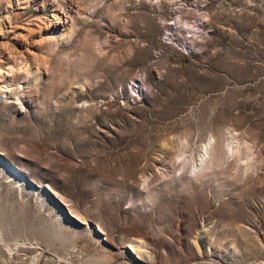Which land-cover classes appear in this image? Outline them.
<instances>
[{
    "label": "rangeland",
    "instance_id": "374dc122",
    "mask_svg": "<svg viewBox=\"0 0 264 264\" xmlns=\"http://www.w3.org/2000/svg\"><path fill=\"white\" fill-rule=\"evenodd\" d=\"M0 264H264V0H0Z\"/></svg>",
    "mask_w": 264,
    "mask_h": 264
},
{
    "label": "bare ground",
    "instance_id": "6f19581e",
    "mask_svg": "<svg viewBox=\"0 0 264 264\" xmlns=\"http://www.w3.org/2000/svg\"><path fill=\"white\" fill-rule=\"evenodd\" d=\"M45 3V2H44ZM53 5L55 6V7H57L56 8V10L54 9L53 10V13H52V15H51V19H50V21H49V25H52V24H57V25H59V24H64V20H63V18L61 17V15H60V13L62 12V8H61V6L57 3V1H53ZM19 89V88H18ZM9 91L10 92H12V90H7V91H2L4 94H7V93H9ZM18 92V91H17ZM218 140V139H217ZM212 141H214L213 139H212ZM232 141V140H231ZM225 142V141H224ZM213 143V142H212ZM221 143H223V142H221ZM220 143V144H221ZM235 144V143H234ZM223 145H224V143H223ZM214 147V146H213ZM232 148L233 149V146H232V143L231 142H229V144L227 145V148H228V153H229V148ZM184 149V148H183ZM182 149V150H183ZM210 149V150H209ZM214 149V148H213ZM223 150V149H222ZM213 151V150H212ZM205 160H203V161H206V160H208L210 157H212V155H211V147H209V148H207V149H205ZM215 155V154H214ZM218 155V154H217ZM229 155H230V153H229ZM230 157V156H229ZM214 158V157H213ZM210 160V159H209ZM225 160V159H224ZM229 161V160H228ZM232 161V160H231ZM230 161V162H231ZM208 162H210V161H208ZM207 162V163H208ZM217 162H218V160H217ZM220 162H221V160H220ZM212 163V162H211ZM215 163V162H214ZM213 163V164H214ZM258 163V162H257ZM184 164V163H183ZM201 164V163H200ZM259 164H260V162H259ZM185 165H186V163H185ZM184 165V166H185ZM203 165H206V164H203ZM210 165H212V164H210ZM215 165V164H214ZM257 165V164H256ZM260 166V165H259ZM211 167V166H210ZM198 169H199V171L197 172V174L195 175V177H198V176H200V175H202V174H204L205 173V170H207L205 167H202V166H200V167H197ZM211 170V169H210ZM184 173H186V170L184 169ZM240 172V171H239ZM238 173V172H237ZM181 174V173H180ZM240 174V173H239ZM185 175V174H184ZM183 176V175H182Z\"/></svg>",
    "mask_w": 264,
    "mask_h": 264
},
{
    "label": "clouds",
    "instance_id": "9594fccd",
    "mask_svg": "<svg viewBox=\"0 0 264 264\" xmlns=\"http://www.w3.org/2000/svg\"><path fill=\"white\" fill-rule=\"evenodd\" d=\"M183 142L184 143H187L186 140L183 141ZM229 153H230V155H233V156L236 154L235 152H233V149L231 147L229 148ZM185 159L186 158L184 156H178L177 157V163L183 164L184 161H185ZM251 159L252 158L250 157L248 161H242L241 163L242 164H250ZM198 171H199V169L197 168L196 164L193 162L191 164V172L189 174L192 175L193 177H195V175L197 174ZM251 171H254V169L251 168V167H245L244 170H243L242 175L246 178L247 177V174L249 172H251ZM181 172H183V168H181ZM237 172H239V168L237 169Z\"/></svg>",
    "mask_w": 264,
    "mask_h": 264
}]
</instances>
